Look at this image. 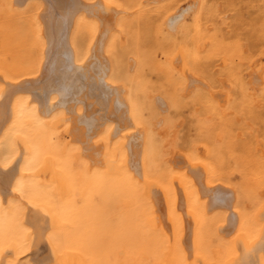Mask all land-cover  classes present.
<instances>
[{
  "label": "bare ground",
  "instance_id": "6f19581e",
  "mask_svg": "<svg viewBox=\"0 0 264 264\" xmlns=\"http://www.w3.org/2000/svg\"><path fill=\"white\" fill-rule=\"evenodd\" d=\"M7 1L29 47L0 59V264H264V161L226 130L224 89L196 77L188 47L168 55L164 82L142 65L153 53L132 69L130 50L184 14L149 35L150 16L132 19L118 0ZM195 83L218 132L179 145L161 114L180 110Z\"/></svg>",
  "mask_w": 264,
  "mask_h": 264
},
{
  "label": "rangeland",
  "instance_id": "374dc122",
  "mask_svg": "<svg viewBox=\"0 0 264 264\" xmlns=\"http://www.w3.org/2000/svg\"><path fill=\"white\" fill-rule=\"evenodd\" d=\"M1 1L3 5L6 4L4 7L1 4ZM1 1H0V11H1L0 19L2 20H0V26L2 28L0 27V30L3 29L2 30L3 32L0 31V36H1L0 45L2 46V47L0 46V59L6 58L7 60L12 61L16 57V54H19V53L21 54V52L24 53V51L27 49V46L29 47L28 41L24 42L25 45L23 43H20V41L18 42L17 41L18 37L13 32L14 30L15 32L17 31L18 26L20 27L21 23H23V19L25 23H26V20L24 16H23L24 18L23 17L21 18V16L20 17L17 16V15H20L18 14V12H15L17 14H13L14 10L12 11L11 9H9L10 5L7 3L8 2L7 0H1ZM124 1L125 0L123 1L118 0V2L123 5V7H127L129 11H131L132 19L135 16L138 20H140V18H142L141 14L143 15L145 14L144 16H147L146 18L150 16L148 19L151 21H147L148 19H146L144 16H143L144 18H142L143 20L146 19V21L149 22L148 27L154 26L151 28L152 31L154 32L150 31L149 35L153 33L156 34L155 32L156 31L155 29L157 28L156 25L158 24L161 25V21L163 20V17L166 14L175 13V12H177L178 15L184 14V16H182L183 19H180V22L177 24V26H174V28H172L170 32L166 33L165 35H164L165 32H162V33L159 32L158 38L156 39L157 41L154 39V35H151L149 37L144 36L145 38H143V40L141 41V45H140L141 48L137 49L136 51H133L130 48L131 50L129 53H131L132 56L128 53L129 59H131L132 66L134 63H136L134 64V67H132L133 71L134 69L136 70L138 67L141 66L142 58H143L142 54L144 53L148 54V52L150 53V55L151 53L153 54L158 53L157 55L152 54L150 57L149 56L148 57L150 58L149 60H151L152 63L157 60L156 62L160 63L161 67L152 66V64L151 65L149 64L151 63L149 61H146L145 62L146 64L144 63L142 65L144 66L145 72L148 73L147 76L150 78V80L152 78V82L154 80H156L154 82L158 81V83L164 82L166 78V75L164 74L165 71L173 69L171 62L169 61L170 59H168L170 58L169 56L173 55L175 52H177V50H180L182 48H184V50L182 49L183 53L184 52L187 53L186 52L187 50L185 49L186 47H188L191 52L194 50L200 60V65H201V70H199L200 73L198 76L196 75V77L198 79H202L203 80L202 83L211 81L212 84L215 86V89L219 90L222 88L224 89V92H226V97H225L226 100L223 101V103L225 102L226 105L222 103L221 108L224 109V116H223V118H225L224 121H228L226 122V126H227L226 130H228L229 133L233 130V132L229 135L230 136L235 135L237 139L238 138L242 139L245 144L244 150L250 149L256 152L255 155L257 156V158L259 157L260 160L264 161V154H263L264 153V0H174V2L173 0H158V1L153 0V2L149 0L151 1V3L145 0H143L144 2L142 0H139V1L138 0H128V1L126 0L125 2ZM126 2H129V4ZM130 4H132L133 6ZM129 5L131 6V8ZM2 9L4 10V12H2L3 11ZM22 9L23 8H19V10H22ZM167 9L169 10L168 12H167ZM147 11H149V14ZM3 15H5L6 17H3ZM9 15H12V16H9ZM15 16L16 18H14ZM11 17H13L12 18L13 21L10 19ZM17 17H19L20 20ZM16 19H18V21ZM11 22L16 23V24H13V23L11 24ZM7 25H9L8 28H7ZM15 25L17 26V28H15L16 27ZM195 26L197 28H195ZM22 27L24 26L21 25V28ZM8 29L9 31L7 33L6 30ZM198 29L201 31H199ZM173 33L176 34L175 38H174ZM2 34H4V38ZM12 34L13 36H11ZM168 34L170 36H168ZM164 36H166V38L168 39H166ZM161 37L163 39H161ZM170 37H172L173 39ZM190 37L192 38L190 39ZM9 39L11 40L10 43H8ZM116 41L118 45L121 44V42H123L122 39L119 38V36L116 37ZM168 41L171 43L170 46L168 45L169 44ZM179 41H182V42H179ZM3 42L5 43L7 42L6 43L7 46ZM198 44L200 45L198 46ZM152 48H153V51H152ZM160 48H163L164 50ZM136 52L139 53L138 56ZM163 60L166 62H164ZM202 63L203 64L205 63V64L203 65ZM176 68L174 67V74L176 73L178 75L179 73L178 71H176ZM152 69H155V70H152ZM160 71L162 72V74ZM150 74L152 75L151 77H150ZM160 77L163 78L164 80L163 79L159 80L161 79ZM252 77L253 78L255 77V79H252ZM221 80H223L224 84L222 83ZM226 85L227 86L229 85L230 87L228 86L229 88L228 87L224 88V86ZM206 89L207 88L201 83L193 84V87L190 93L183 96L182 103L180 104V106H178V109L180 108V110H178L177 112L180 115L178 114L176 115L177 112L172 110L170 107L167 108L169 111L167 110L166 113L164 110L162 111V114H161L162 124H160V128L167 126L165 128H167L168 130L165 129L164 131H166L167 136L170 139L174 140L175 143L177 142V144L182 145L183 144L182 142H184L187 138L195 140V139H198L201 134H207L210 132L213 133L214 131L215 133L218 132L219 125L217 124V122L212 117H210L211 115L210 116L207 115L208 119H206L207 111L205 110L203 103H201L198 99L196 100L197 98L196 96L202 90L205 91ZM229 94H230V97H228ZM161 96L163 97V95ZM163 99L161 101V105L162 103H164V106H167L164 97ZM193 99L194 101H192ZM185 102H188V105ZM189 103H191L192 105L194 103L195 104L194 106H192ZM184 105L187 107H185ZM188 107L190 110L188 109ZM195 107L196 108L198 107V108L195 109ZM162 108H163V105H162ZM230 109L231 111L232 110L233 111L231 112ZM191 112L193 113V115ZM171 115H173V117ZM198 116L199 118L202 116L200 118L201 120L198 118ZM177 117H179V119H177ZM231 117H232L233 123H231L232 122ZM173 119L174 120L177 119L175 121V124H171V123H174ZM214 121H215V124L213 123ZM202 124L205 126L201 127L200 125ZM175 125L176 127H178L177 130H176ZM231 127H232V130H231ZM173 132L175 134H173ZM171 135L172 136L174 135V136L171 137ZM184 135H188V137ZM239 139H238V142H239ZM235 162H236L235 160H231L230 162L231 167H235L237 165V163ZM231 178L234 182L239 181L241 179L240 172L235 170V172L231 173ZM43 245L44 247H42V250L44 252L47 246L45 247V244H42V246ZM26 260H27L26 257H23L22 259L20 258L19 261H17L18 262L17 264H27Z\"/></svg>",
  "mask_w": 264,
  "mask_h": 264
}]
</instances>
